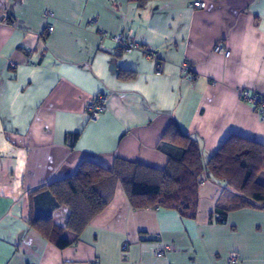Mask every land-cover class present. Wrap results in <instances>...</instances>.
I'll list each match as a JSON object with an SVG mask.
<instances>
[{
    "label": "crops",
    "instance_id": "0c3cea01",
    "mask_svg": "<svg viewBox=\"0 0 264 264\" xmlns=\"http://www.w3.org/2000/svg\"><path fill=\"white\" fill-rule=\"evenodd\" d=\"M193 1L0 0V264H264V211H233L219 223L224 184L204 178L194 218L135 209L117 185L64 250L31 225L64 228L68 211L41 188L83 162L163 170L168 149L159 142L172 123L205 159L231 136L264 146V125L240 100L264 97V0H200L199 10ZM45 10L55 17L50 35ZM129 31L163 63L160 75L139 52L116 56L99 36ZM219 45L228 58L214 52ZM101 94L107 110L88 123L84 106Z\"/></svg>",
    "mask_w": 264,
    "mask_h": 264
},
{
    "label": "trees",
    "instance_id": "16d2710c",
    "mask_svg": "<svg viewBox=\"0 0 264 264\" xmlns=\"http://www.w3.org/2000/svg\"><path fill=\"white\" fill-rule=\"evenodd\" d=\"M130 1L141 7L156 0ZM6 21L13 23L11 18ZM159 144L168 149V162L163 170L121 160L111 170L83 162L73 176L42 187L58 206L68 211V217L63 229L54 226L51 220L31 225L39 226L46 239L55 237V247L64 250L108 206L117 185L135 209H170L182 217L194 218L202 178L224 184L214 208L219 223L233 211L246 208L264 211V185L257 182L264 173L263 145L231 136L214 155L205 159L199 142L183 134L176 123L167 127ZM62 231L71 239L62 237Z\"/></svg>",
    "mask_w": 264,
    "mask_h": 264
},
{
    "label": "built area",
    "instance_id": "2783aa9c",
    "mask_svg": "<svg viewBox=\"0 0 264 264\" xmlns=\"http://www.w3.org/2000/svg\"><path fill=\"white\" fill-rule=\"evenodd\" d=\"M189 8L193 10H199L204 8V3L200 0H194L190 5ZM43 19H44V32L47 35H50L53 30V23L55 17L53 13L45 10L43 12ZM94 24V22H91ZM100 38L102 41L110 40L115 45L114 55L120 56L122 54L129 55L135 52H139L142 56L149 62L154 64V70L157 75H160L163 71V63L159 61L156 54L147 48L141 47L137 44L132 37V33L129 31L123 35L117 36H109L106 33H99ZM216 54H219L225 58L229 57V51L227 47L224 46H216L214 49ZM180 72L181 74L185 75L189 72V67L186 62H183L180 65ZM107 96L104 94L96 96L91 102L85 104L83 109V117L88 123H95L98 119L106 112V103H107ZM240 100L242 103L247 104L250 106L257 114L260 122L264 125V97L259 95L250 94L248 92H241L240 93ZM201 184V183H200ZM126 249L125 246L122 247V251ZM156 257H162L163 252H159L155 254ZM236 262L235 258H231L229 260L230 264H234Z\"/></svg>",
    "mask_w": 264,
    "mask_h": 264
},
{
    "label": "rangeland",
    "instance_id": "374dc122",
    "mask_svg": "<svg viewBox=\"0 0 264 264\" xmlns=\"http://www.w3.org/2000/svg\"><path fill=\"white\" fill-rule=\"evenodd\" d=\"M257 182L261 183L264 185V173L262 174V176H259L257 179ZM222 191V190H221Z\"/></svg>",
    "mask_w": 264,
    "mask_h": 264
}]
</instances>
